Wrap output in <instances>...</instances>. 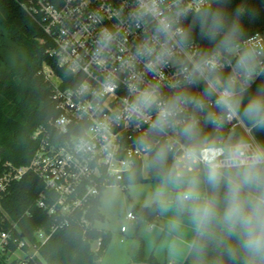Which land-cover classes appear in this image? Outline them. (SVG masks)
<instances>
[{
	"label": "clouds",
	"instance_id": "9594fccd",
	"mask_svg": "<svg viewBox=\"0 0 264 264\" xmlns=\"http://www.w3.org/2000/svg\"><path fill=\"white\" fill-rule=\"evenodd\" d=\"M229 2L136 0L127 19L135 27L151 24L152 34L135 58L155 75L175 67L176 79L168 96L158 84L133 87L125 112L137 126H148L138 143L159 177L154 200L160 208L168 210L175 190L177 212L188 215L197 237L219 245L227 264H264V141L222 134L233 121L264 131V87L249 93L264 69L255 49L242 46L246 9L230 14ZM197 38L209 47L194 57ZM150 137L164 140L156 145ZM177 155L179 167L170 163Z\"/></svg>",
	"mask_w": 264,
	"mask_h": 264
},
{
	"label": "built area",
	"instance_id": "2783aa9c",
	"mask_svg": "<svg viewBox=\"0 0 264 264\" xmlns=\"http://www.w3.org/2000/svg\"><path fill=\"white\" fill-rule=\"evenodd\" d=\"M135 3L136 0H33L26 6L44 32L41 41L47 44L45 53L71 75V83L66 84L64 75L51 64L43 63L41 71L51 85L57 111L49 119L55 132L39 127L34 133L39 146L31 162L20 167L7 163L8 167L0 174V210L1 199L12 182L27 171L35 173L44 183L37 203L56 223L51 232L36 231L42 242L65 225L68 215L84 206L89 197L122 180L137 160L144 162L149 157V152L138 143L148 135L147 124L137 126L125 112L132 98L130 89L143 90L150 84H158L168 96L172 91L168 85L176 79V69L163 67L155 75L135 58L136 48L151 42L152 34L151 24L135 27L128 21ZM242 46L255 49L258 68L264 69L263 32L243 39ZM200 54L199 45L194 42L191 55ZM230 71L227 67L223 69L225 75ZM106 85H111L113 91L105 92ZM238 127L244 129L249 143L257 141L253 130L249 132L236 121L225 126L223 136L227 138ZM150 139L156 145L164 140ZM175 162L181 166L178 155ZM127 218L135 222L138 215L129 212ZM121 229L125 231L127 227L122 225ZM9 237L7 232L0 233V244H5Z\"/></svg>",
	"mask_w": 264,
	"mask_h": 264
},
{
	"label": "trees",
	"instance_id": "16d2710c",
	"mask_svg": "<svg viewBox=\"0 0 264 264\" xmlns=\"http://www.w3.org/2000/svg\"><path fill=\"white\" fill-rule=\"evenodd\" d=\"M33 0H0V174L11 163L16 167L28 165L39 146V139L34 133L43 126L55 132L49 119L57 114L52 101V88L45 79L41 69L43 63L51 64L58 73L66 77L70 84V73L58 66L56 59L45 53L46 43L41 40L44 32L33 19L26 6ZM238 6L246 9L241 18L246 39L257 32L264 31V0H230L227 11L231 14ZM212 7H216L212 4ZM22 42L27 47L28 61L24 68L3 72V42ZM199 45L200 53L209 45L202 40L194 41ZM68 78V79H67ZM264 87V76L251 86L249 93L257 87ZM210 131V129H206ZM257 140L264 141V131L253 130ZM240 139L248 135L242 127L231 130L227 136ZM160 144V143H159ZM157 144V145H159ZM151 154L148 157V174L143 172V161L137 160L132 171L126 173L119 182L127 190L128 184L143 181H160L155 169L150 166ZM170 163L175 159L170 157ZM176 165V164H175ZM44 183L32 171L12 182L9 191L2 197L3 209L0 210V233L10 234L4 244V255L0 264H99V260L109 247L113 233L111 230L94 226L96 218H101V194L89 197L84 206L78 207L68 215V222L56 228L51 236L42 242L36 237V231L43 229L51 232L56 223L38 205ZM138 225L143 220L154 221L162 209L154 202L151 205H135ZM139 249L133 258L137 262L148 264H168L160 262L152 253L145 254V245L141 237ZM99 241L97 248L93 243ZM21 242L23 244L20 246ZM35 252L31 253V247ZM19 248L26 252L21 258L6 260L5 254H13ZM182 264H227L226 258L220 255L219 245L205 241L196 236L188 256Z\"/></svg>",
	"mask_w": 264,
	"mask_h": 264
},
{
	"label": "rangeland",
	"instance_id": "374dc122",
	"mask_svg": "<svg viewBox=\"0 0 264 264\" xmlns=\"http://www.w3.org/2000/svg\"><path fill=\"white\" fill-rule=\"evenodd\" d=\"M264 36V31H263ZM3 72H11L17 69H22L26 66L28 61L27 47L22 42H3ZM149 164L148 159L144 160L143 172L148 174ZM160 181H143L134 184H128L127 190L119 182H114L107 185L101 193L100 212L101 218H96L94 226L100 229H108L113 232V242L109 248V252L105 257L102 264H124L127 262V255L130 254V250L136 248L140 244V239L132 234H128L130 237H124L123 241L116 240V235L121 229L122 225H125L132 231L134 227L131 223H135L127 218L129 212H136L135 205L140 203L151 204L154 200V192L159 186ZM170 205H174L172 199ZM175 208V206H173ZM167 215L170 213H166ZM150 222L143 221L140 226L141 239L144 241L145 254L149 256L154 252V255L158 257V260L162 263L165 262L166 248L172 250L175 244V238L165 234L162 237L161 232L154 229V232L149 230ZM149 231V232H148ZM160 232V233H159ZM150 235V237H147ZM154 237H151L153 235ZM170 234V233H168ZM36 235V234H35ZM37 237V236H36ZM1 242V241H0ZM95 248V247H94ZM139 248H137L138 250ZM31 253L35 252V248L32 246ZM4 255V244H0V257ZM6 260L9 262L14 258H23L26 252L19 248L13 254H5ZM178 264V262L176 263Z\"/></svg>",
	"mask_w": 264,
	"mask_h": 264
},
{
	"label": "crops",
	"instance_id": "0c3cea01",
	"mask_svg": "<svg viewBox=\"0 0 264 264\" xmlns=\"http://www.w3.org/2000/svg\"><path fill=\"white\" fill-rule=\"evenodd\" d=\"M143 166H144V162H143ZM193 171H196V170H193ZM175 195H176L175 190L170 189L169 196H168V199L170 202L172 199L175 200ZM154 202L156 201H153L152 203ZM138 205H148V204L140 203ZM173 206L174 205H169V208L167 211L162 210L160 215H158V217L154 221H149V220H143V221L150 222V225H149L150 232H154V229L158 228L157 230L161 232L162 237H164V235L167 234L170 237L175 238L174 240H175L176 245H174L173 249L169 250V247L166 248L165 262H167L168 264H176L177 262L178 264H182L185 261L186 257L188 256L190 249L197 235L193 230V227L190 223L188 215L186 213L185 214L178 213L176 208H174ZM166 213H170V214L167 215ZM141 224L138 225L136 221L135 223H131V225L134 227L132 231L129 230V227L125 231H122V229H120V231L116 235V240L123 241L125 239L124 237H130L128 234H126L127 232L129 234H132V236L141 237L142 236L140 233ZM152 234L153 235H151V237H154V233ZM147 237H150L148 233H147ZM112 242H113V239L109 247L107 248L105 254L99 260V264H102L105 257L107 256ZM98 245H99V241H95L93 243V246L95 248H97ZM139 246L140 244H138L136 248H133L132 250H130V254L128 253L127 255V262L124 264H148L147 262H137L134 260L133 256L135 252L137 251V248H139ZM156 258L158 260L157 255H156Z\"/></svg>",
	"mask_w": 264,
	"mask_h": 264
}]
</instances>
